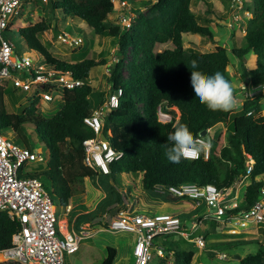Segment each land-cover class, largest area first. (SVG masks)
I'll return each mask as SVG.
<instances>
[{"label": "trees", "instance_id": "16d2710c", "mask_svg": "<svg viewBox=\"0 0 264 264\" xmlns=\"http://www.w3.org/2000/svg\"><path fill=\"white\" fill-rule=\"evenodd\" d=\"M35 1L42 9L49 8L52 13L61 11L65 18L82 20L97 36L111 38L118 45V62L112 71L110 84L112 93L122 91V95L119 107L110 112L104 129V135L114 150L123 154L110 166L112 188L118 175L141 174L144 190L153 195L157 186L191 183L214 185L227 193L247 176L248 161L252 160L255 164L251 184L245 188L242 203L229 214H245L261 199L264 188V97H250L247 92H261L264 86V0H251L253 9L248 8V11L252 18L248 20L244 36L245 46L233 48V55L238 59L245 60L248 55L255 57V66L251 70L242 67L247 97L238 112L211 111L193 97L191 72L187 68L193 62L198 64V72L203 76L221 72L236 94L228 72L232 57L226 47L219 45L221 38L210 27L212 21L202 20L192 10L194 0H120L131 6L126 12L136 13L134 7L148 8L150 12L145 15L139 10L134 25L129 28L111 23L110 17L116 10L115 0ZM202 1L211 12L213 0ZM30 23L18 30L28 49L45 58L56 75H71L83 81L84 85L63 90L64 105L49 118L38 113L39 98L31 100L24 111L9 113L5 98L9 96L12 105H16V90L0 87V123L5 131H13L18 136V143L28 147L23 130L27 126L34 127L49 151L46 170L42 168L34 176L49 184L56 201L67 206L73 198L86 193L87 179L97 177V173L84 164L83 142L94 137L85 119L105 101V92L91 86L90 73L107 62L105 59L96 61L87 55L81 60L71 61L56 58L41 41V37L50 30V24L46 20ZM186 34L206 38L217 44L216 50L202 53L185 48ZM168 43L174 48L155 51L157 45ZM173 108L179 111V117ZM160 109L172 116L169 122L160 121ZM220 124L228 125V137L221 133L217 140H211L208 158L201 150L198 160L184 158L179 166L165 162L163 152L170 147L167 137L173 135L178 126L187 128L197 140L203 132ZM162 198L169 200L173 197L166 194ZM121 202L122 197L119 196L109 206H120ZM20 229L21 225L7 213H0V252L11 247L12 238ZM117 256V249L108 247L101 264H114ZM194 257L193 252L176 251L173 264H193ZM240 264H264V250L242 258Z\"/></svg>", "mask_w": 264, "mask_h": 264}, {"label": "built area", "instance_id": "2783aa9c", "mask_svg": "<svg viewBox=\"0 0 264 264\" xmlns=\"http://www.w3.org/2000/svg\"><path fill=\"white\" fill-rule=\"evenodd\" d=\"M241 4V0H233ZM26 0H0V87L21 89L28 94V101L39 98L38 105L42 102L53 103L54 93L49 91L59 87L63 90H71L82 87L84 82L70 75H56L47 61L37 55L34 59L25 58L16 53V46L10 40L12 29H18L22 21ZM119 6L124 9L123 23L131 22L132 11L126 2L119 1ZM131 14V17L128 16ZM59 38L68 42L71 47L83 44L82 38H72L71 34L63 32ZM122 91L111 93L98 109L92 110L85 119V123L94 132V137L83 142L85 159L84 164L94 170L98 175H110V166L123 156L117 153L109 139H102L106 120L111 111L119 107V99ZM52 101V102H51ZM161 119L170 118L168 113L160 110ZM166 122V121H165ZM210 131V130H209ZM0 131V213H7L9 217L21 225V229L13 236L11 247L0 252V264H66L67 256H72L80 251L81 243L85 238L93 237L97 229L94 226L101 225V231L126 232L135 235L133 248L134 264H150L157 256H166V250L158 246L154 252L155 241L159 237L167 238L174 234H180L187 240L200 230L205 222H227L231 225H240L248 228L252 225L264 224V188L261 191V199L245 214H229L237 205H230L225 200V192L214 185L200 186L196 183L157 186L156 191L169 194L178 199H189L197 206H204L207 214L195 216L191 235L188 234L189 221L180 216L170 214H152L140 212L130 207L128 210L119 208L115 216L111 209L107 213H98L91 222L84 221L79 224L80 232L74 222L83 215L78 213L73 218V223L68 219L67 227L60 225L56 200L47 189V184L41 177L34 176L48 166V160L36 153L31 147L17 142L16 136L9 139ZM200 151L189 153L185 159L198 160L201 150L209 157L212 148L211 142L203 136L197 140ZM247 175L251 177L254 169V161H248ZM128 205L123 207L127 208ZM133 206V205H132ZM65 215L71 216L75 205L69 203L62 206ZM102 215V217H98ZM73 230H69L70 227ZM78 226V227H79ZM166 240V239H164ZM200 249H205L204 236L191 240Z\"/></svg>", "mask_w": 264, "mask_h": 264}, {"label": "rangeland", "instance_id": "374dc122", "mask_svg": "<svg viewBox=\"0 0 264 264\" xmlns=\"http://www.w3.org/2000/svg\"><path fill=\"white\" fill-rule=\"evenodd\" d=\"M212 2L214 5L211 7V12H208L209 9L206 3H203L202 0H194L192 4V10L202 20L207 18L212 21L210 27L215 33H218L221 38L219 45L226 47L232 57V64H230L228 72L233 80L234 88L236 90V94L234 95L235 107L233 110L234 112H237L241 109L242 101L247 97L248 93L250 97H255L257 95L264 97V88L261 92L257 90L253 93L247 92V94H245L247 90H244L246 89V85L243 82V70L241 71L240 67L242 69V67L245 66L247 70H251L255 66L254 56L248 55L245 60H242L236 58L233 55L234 46L236 48L245 46L244 36L249 25L248 20L252 18V14H250L248 8L253 9V3L251 0H241L240 5L239 2L234 3L233 0H213ZM115 6L116 10L115 13L110 17V21L112 25H119L121 28L132 27L136 21V17L139 15V10V13L141 14H150L148 8L134 7L137 10L136 13H134L135 11H132L134 18H132L131 14H129L128 16L131 17V22L123 23L122 14L125 11L119 6L118 0H115ZM40 8L41 7L36 4L35 0H26L24 9L25 13L23 15L22 21L20 22L21 24L19 25V29L28 26L31 24V21L42 22L43 20H46V22L50 24V30L41 37V41L46 46H48V48H50L51 52L56 58L63 61H71L81 60L83 56L87 55L88 58L94 59L96 61L105 59L107 64L92 70L89 81L95 90L105 92L106 99L112 93L110 77L115 64L118 62L117 43L113 42L111 38H102L97 36L93 30H91L89 26L80 19H72L70 17L65 18L61 11L52 13L49 8ZM201 23L204 22L201 21ZM61 32H67L71 34L72 38L75 39L82 38L83 44H80L77 47H71L68 42H64L59 38ZM9 37L10 40L15 44L16 53L18 55H22L25 58L34 59V53L28 49L27 43L21 37L17 29H12ZM184 47L193 48L201 51L202 53H210L216 50L217 44L209 42L206 38H203L199 35L186 34L184 36ZM173 48V45L168 43L166 45H157L155 51L163 52ZM74 51H76V53H74ZM130 59L131 56L128 58V61ZM125 74L127 78L129 76L128 72L126 71ZM54 90H56L55 93H57L55 99H53V103L41 102L39 106H37L38 113H41L48 118L55 115L63 107V95L61 92L62 89L55 87ZM27 96L28 94L23 90L17 89V101L23 106L19 109H16L13 108L11 104H9V111L11 113H20L24 111L28 103ZM262 105L264 109V99L262 100ZM173 110L176 112L177 117H179V111L176 108H173ZM171 117L172 116H170V118H164L162 121L168 122ZM227 128L228 125L225 124L217 125L207 135V141L210 142L211 140H217L221 133H224L226 137H228ZM0 131L3 135L9 136V139L13 138V132L5 131L3 129L2 123H0ZM14 136H16V134ZM23 136L26 137L27 141L29 142L28 145L36 153L42 155L44 160H49V151L35 133L33 126H27L26 129L23 130ZM43 168L46 170L47 167L43 166ZM141 177V175L136 174L118 175L116 177V183H112L113 188L110 185V176L101 174L93 179H87L86 193L79 196L80 198H73L74 200L72 199L70 202L75 205L76 208H78V211H75L71 216H67V218L69 220H73V218L78 213L85 214L86 212H90L97 199L104 196L105 198H102L99 205L97 206L98 212L102 213V215L107 213V209H109L111 201L113 202V200L117 199L119 196L122 197L121 204L123 203V205H128L127 208L122 207L123 209L125 208V210H128L130 207H133L132 209L134 210L136 208H140V210H142V205L148 204L149 197L151 196L156 198L159 197L163 201L166 200L162 198V195L165 194L161 192L156 191V194L154 195L146 192L141 183ZM243 181L249 183L250 178L244 179ZM239 183L240 182L236 183L233 189L228 191L224 196L225 199L232 201L231 203L233 205L240 203V201H237L238 199H234ZM47 189L52 195L53 189L49 186V184H47ZM244 192L245 190L242 191V198ZM107 198L108 200H106ZM92 199H94V201H92ZM179 200H181L178 201L179 206H186L184 210H186L188 216L186 215L187 217H185V220H190L193 217V219L195 218V221L197 219L195 216L203 214L207 211L204 206H197L194 201L187 198ZM172 202L177 201L172 200ZM56 206L59 217L61 216L62 218H66L64 215L65 209L62 207L65 205H61L57 200ZM134 206H136V208H134ZM180 210H182V214L184 215L183 209ZM102 215H99L98 217H102ZM94 217H97V215H83L76 221L77 228L81 222H91L95 219ZM214 223L216 225L213 226ZM101 227V225L94 226V229L97 230L92 232L93 237L85 238L81 243L80 251L72 256H67L66 264H101L102 260L107 256L108 247L117 248L119 251V256L116 259L115 264H134L132 257L135 235L126 232H100L98 229ZM191 227L192 225H189L188 234L190 235ZM80 230L81 229L79 226L78 233ZM173 236L176 238V240H179L178 245L175 246L172 243L163 244L167 249H173L172 252L166 254L164 257H159L157 256V253H155L150 264H173L175 261V255L173 252L174 250L195 253L193 264H240V260L242 258H245L250 254L257 253L260 249L264 250V225H252L248 228H242L240 225H231L227 222H205L203 225H201L198 232L190 236V240L188 241L180 234H174ZM199 236H204L206 239L207 246L205 249H200L195 243L191 241L192 239H195ZM163 239L168 238L159 237L156 239L154 252L157 250V245L161 247L160 244L163 242ZM182 241H185V243ZM259 242L261 243L260 245ZM236 243L240 244L237 245Z\"/></svg>", "mask_w": 264, "mask_h": 264}, {"label": "clouds", "instance_id": "9594fccd", "mask_svg": "<svg viewBox=\"0 0 264 264\" xmlns=\"http://www.w3.org/2000/svg\"><path fill=\"white\" fill-rule=\"evenodd\" d=\"M119 1L120 0H118V3H119ZM115 8H116V6H115ZM20 22H18V23H20ZM17 30H19V28ZM62 33L63 32H61V34ZM34 55H35L34 56V58H35L37 55H40V54L34 53ZM187 68L191 72L190 89L192 91L193 97L195 98V100L198 103L206 106L211 111L229 112V111L234 109V107H235V99H234L233 87H232L230 81H228L221 72L217 71L214 74L203 76V75L199 74V72H198V64L195 63V62H193L192 64L187 66ZM263 88H264V86H263ZM49 91L53 92L54 96H56L57 92L55 93V91H52V90H49ZM61 92H62V95H63V91H61ZM29 102L30 101H28L27 106L29 105ZM63 105H64V98H63ZM165 113H167V112H165ZM159 116H160V112H159ZM160 121L163 122V123H167V122L162 121L161 116H160ZM211 131H212V129H210V131L208 130V134ZM10 132H13V131H10ZM14 135H15V133L13 132V136ZM206 137H204V138L206 139ZM17 138H18V136L16 135V140H17ZM167 145H169L170 147H168V149L163 152V158H164L165 162L168 165H171V166H179L181 164L182 160L189 153L200 151V146L198 145L197 141L189 134L188 129L183 127V126H178L175 129L174 134L167 137ZM110 173H111V171H110ZM139 175H141V174H139ZM107 176H109V175H107ZM97 177H98V174H97ZM247 178H250V184H251V177L247 175L244 179H247ZM243 180H240V182H242ZM141 183H142V178H141ZM102 198L104 199L105 196L102 197ZM102 198L100 199V201L102 200ZM225 200L228 201L230 205H233L231 203L232 201H230L229 199H225ZM235 205H237L236 207H238V204H235ZM123 206L124 205L122 203V205H120V206L114 205L113 207H111L109 209H111V213H112V211L114 209H119V208H121ZM109 209H107V210H109ZM98 213L99 212L95 213V215L96 214L98 215ZM155 214H159V213H155ZM160 214H163V213H160ZM203 214H207V211L204 212ZM201 215L202 214H200V216ZM260 226H262V225H260ZM187 228H188V231H189V226ZM171 236H173V235H171ZM171 236H169V237H171ZM167 241H168V239H166V240L163 239V242L160 245H161V247L165 248L166 254H169V253L172 252L173 249L169 250L163 245V244L167 243ZM134 244H135V239H134ZM157 247H158V245H157ZM176 251L177 250L173 251L174 255H175Z\"/></svg>", "mask_w": 264, "mask_h": 264}, {"label": "crops", "instance_id": "0c3cea01", "mask_svg": "<svg viewBox=\"0 0 264 264\" xmlns=\"http://www.w3.org/2000/svg\"><path fill=\"white\" fill-rule=\"evenodd\" d=\"M254 61H255V57H254ZM240 70L242 71V69H241V67H240ZM9 88H11V87H9ZM5 104H6V108H7V111L9 112V113H11L10 111H9V104H11V106L13 107V108H16V109H19V108H21L23 105H20V103H18V101H17V104L16 105H12V102H11V98L9 97V96H6V98H5ZM264 110V109H263ZM239 111V110H238ZM237 111V112H238ZM142 178V177H141ZM250 185V182L249 183H247L246 181L244 182H240L239 183V186H238V188H237V190H236V192H235V196H234V199H238L237 201H240V203H242V200H243V198H242V191L243 190H245V188L247 187V186H249ZM89 192V191H88ZM87 195V194H86ZM76 198H80L79 196L78 197H76ZM76 198H74V199H76ZM73 199V200H74ZM100 199L101 198H98L97 199V201L95 202V205L93 206V208L91 209V211L89 212L90 214H89V216L90 215H92V216H94L95 215V213H97L98 212V210H97V206L99 205V201H100ZM170 199H172V200H175V201H177V202H172V200H165V201H163L161 198H159V197H149V203L148 204H143L142 205V210H140V208H136V206H134V208H136L135 210H138V211H141V212H147V213H152V214H155V213H167V214H170V215H176V216H180L182 219H185V217H187L188 215H187V213H186V210H184V208H186V206L185 205H181V206H179L178 205V201H181V200H179V199H174V198H170ZM231 199V198H230ZM92 201H94V199H92ZM91 201V202H92ZM240 203H237V204H240ZM111 207H113V206H111ZM111 207H109V208H111ZM78 209V208H77ZM180 209H183V211H184V215L182 214V210H180ZM188 210V209H187ZM76 211V210H75ZM108 211V210H107ZM65 215V214H64ZM183 215V216H182ZM187 215V216H186ZM65 217L66 218H62L61 216H60V218H59V220H60V225H61V227L62 228H64V227H67L68 226V218H67V216L65 215ZM187 221H189V223H188V226L190 225V221H193V217H192V219H190V220H187ZM71 223H73V220H71ZM74 225H75V227H76V229H78L77 228V226H76V223L74 222L73 223ZM67 229H68V227H67ZM69 230H73V227L71 226L70 228H69ZM111 232H113V231H111ZM115 233H117V232H115ZM135 239V238H134ZM178 241L179 240H176V238H174V236L172 237H168V243H172L173 245H178ZM188 241V240H187ZM182 242H184L185 243V241H182ZM187 243V242H186ZM108 249V248H107ZM117 249V248H116ZM117 251H118V249H117ZM118 256H119V251H118ZM118 256H117V258H118ZM116 262V261H115ZM115 264V263H114Z\"/></svg>", "mask_w": 264, "mask_h": 264}, {"label": "water", "instance_id": "95a60500", "mask_svg": "<svg viewBox=\"0 0 264 264\" xmlns=\"http://www.w3.org/2000/svg\"><path fill=\"white\" fill-rule=\"evenodd\" d=\"M207 134H208V131H205V132L202 133V136H203V137H206ZM102 139L106 140L107 138H106L104 135H102ZM118 211H119V209H114V210L112 211V215L115 216L116 213H117ZM238 258H239V257H238Z\"/></svg>", "mask_w": 264, "mask_h": 264}]
</instances>
